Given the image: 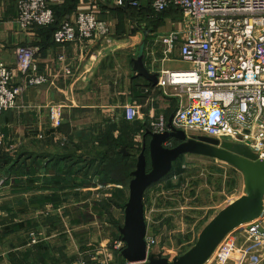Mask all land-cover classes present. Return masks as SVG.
Here are the masks:
<instances>
[{
	"label": "crops",
	"instance_id": "1",
	"mask_svg": "<svg viewBox=\"0 0 264 264\" xmlns=\"http://www.w3.org/2000/svg\"><path fill=\"white\" fill-rule=\"evenodd\" d=\"M19 1L0 0V58L13 67L18 46L34 47L36 74L45 76L47 82L27 88L15 109L0 114V264H98L95 256L102 264H110V245L121 239L113 238L111 232L114 226L119 229L123 224V208L114 207L108 213L110 217L92 220L88 209L93 201L106 200L113 192L126 202L125 184L109 182L106 192L95 190L90 182L94 174H88V167L83 169L78 159H85L86 164L93 161L110 141L131 143L128 152L123 147L121 152L135 159L144 140V134L139 138L142 130L137 129L142 124L148 127L150 118L170 119L176 100L163 96L156 85L139 76L133 60L144 43V65L151 74L187 68L179 60L178 49L164 57V46L158 44L157 52L148 54L155 35L171 32L181 15L169 10L153 16L151 0H136L138 8L129 7L130 0H47L56 24L76 12L94 11L98 20L110 26L109 35L99 41L57 45L50 28H19ZM23 81L18 75L14 85ZM130 103L140 107V117L134 122L121 117ZM51 105L61 106L59 128L49 125ZM167 142L176 144L172 139ZM191 185L190 195L199 190L204 196H196L193 210L196 224L203 226L198 231L189 229L181 237L188 243L196 240L206 223L232 201L217 197L224 195L222 187L212 189L199 178ZM144 213L149 230L146 206ZM97 228L101 232H94ZM33 237L37 239L35 244L31 242ZM241 243L242 239L236 237L232 246ZM160 250L152 253L167 258ZM219 251L216 249L205 264H220L223 260L218 259Z\"/></svg>",
	"mask_w": 264,
	"mask_h": 264
},
{
	"label": "built area",
	"instance_id": "2",
	"mask_svg": "<svg viewBox=\"0 0 264 264\" xmlns=\"http://www.w3.org/2000/svg\"><path fill=\"white\" fill-rule=\"evenodd\" d=\"M49 5L47 0H20L16 14L19 28L32 30L52 26L55 16ZM127 5L140 7L134 0ZM150 5L153 16L169 10L181 15V21L171 32L155 35L148 52L154 55L158 44L164 46L161 52L164 57L178 49L179 60L188 65L185 69L159 70L156 74V87L163 96L176 100L171 127L183 131L187 138L207 137L219 143L242 145L264 162V0H151ZM109 33L110 26L98 20L94 11L76 12L57 27L52 39L57 45H65L99 41ZM35 55L34 47L18 46L13 67L0 58V114L15 109L17 100L27 88L47 82L45 76L36 74ZM64 72L70 74L68 68H64ZM18 75L24 81L14 85ZM139 109L135 103L126 105L122 119L138 120ZM48 116L52 128L61 126V106H49ZM167 124V118L158 116L149 119L148 128L153 133H162L169 130ZM141 134L143 131L140 139ZM163 146L173 147L171 142ZM2 148L0 134V151ZM186 156L193 155H185L184 159ZM195 157L217 166V160ZM186 168L184 160L182 169ZM92 184L98 191L108 188L98 179ZM235 230L242 243L233 247L234 237L228 244L217 247L220 248L218 259L223 260L220 264L263 263L264 198L262 215ZM31 242L35 244L37 239L33 237ZM145 243L147 253L157 245L148 229ZM124 247L122 239L111 243L107 254L110 264H117V256ZM95 260L103 263L97 256Z\"/></svg>",
	"mask_w": 264,
	"mask_h": 264
},
{
	"label": "water",
	"instance_id": "3",
	"mask_svg": "<svg viewBox=\"0 0 264 264\" xmlns=\"http://www.w3.org/2000/svg\"><path fill=\"white\" fill-rule=\"evenodd\" d=\"M133 68L139 76L156 85V75L151 74L144 65V43L133 60ZM170 121L171 117L167 124L169 130L162 133L146 131L143 136V145L128 182L123 224L118 229L125 247L117 256V264H205L231 231L262 215L264 162L239 144L219 143L207 137L187 138L183 131L174 130ZM170 139L176 144L171 148L164 147L163 144ZM185 155L217 160L237 170L242 176L243 194L206 223L195 243L185 253L168 260L161 254L147 253L143 200L145 191L164 180L173 164Z\"/></svg>",
	"mask_w": 264,
	"mask_h": 264
},
{
	"label": "rangeland",
	"instance_id": "4",
	"mask_svg": "<svg viewBox=\"0 0 264 264\" xmlns=\"http://www.w3.org/2000/svg\"><path fill=\"white\" fill-rule=\"evenodd\" d=\"M184 160H186L187 168L184 170L180 181L178 178L173 177L169 179V176H167L162 180V185H158V188H156L157 190L161 189L163 195L160 193L161 191H159L158 193H160V195L155 196V200L146 202L145 204L147 210L146 217L150 225L148 230L149 234L158 242L157 246L151 250V253L159 248L161 250L158 252L167 256L168 260L182 255L195 243L196 240H192L188 243L181 239L183 235L185 236V234H187L186 232L189 231V229L198 231L203 226H201V224H196L195 220L197 214L193 211L197 205L196 196L201 197L203 194L197 190L196 194L190 195L191 188L194 187L191 185V182H193L195 178H199L203 183H208V186L212 189L222 187L224 189V195L217 194V197H225V201H233L243 194L242 176L231 166L220 161H217V166L211 165L208 164L206 160L195 156H186ZM182 181H184L185 184L181 186ZM233 187H235V190H231ZM124 188L128 195V188L126 186ZM154 195L155 191H149V198ZM218 209L219 208H217V210ZM154 221L155 225L152 226V222ZM152 227H155L154 229H157V231H154ZM97 230L101 232L98 228L94 232ZM110 230L113 231L112 229ZM236 232L237 230L231 231L218 247L228 244ZM227 260L231 263V256L229 257L228 255Z\"/></svg>",
	"mask_w": 264,
	"mask_h": 264
},
{
	"label": "trees",
	"instance_id": "5",
	"mask_svg": "<svg viewBox=\"0 0 264 264\" xmlns=\"http://www.w3.org/2000/svg\"><path fill=\"white\" fill-rule=\"evenodd\" d=\"M134 1H136V0H134ZM54 16H55V13H54ZM149 18L150 17H147V20ZM59 25L60 24H56V18H55L54 24L50 27H47V28H50L51 32L53 34V32L57 29V27ZM140 130L143 131V134H145L146 131H150L149 128L146 126V124H142L140 126V128L137 129L138 132ZM104 146H105L104 150H102L100 153L98 151L97 154H95V156L93 157V161H89L86 164L85 159L81 160L79 158L78 160H80V161H78V163L83 164L82 165L83 169L85 168V166L88 167V174L89 173L92 175L94 174L91 177L90 182H93L95 179H98L99 182L103 186H106V184H108L109 182H121V183H124L125 186L127 187V184L131 179V171L135 168L137 157L135 159H131L130 158L131 154H129V155L127 154L125 156L124 155L125 152H121V147L125 148V150L128 152V149H131V143H127L124 145L123 142L110 141V142H106V144H104ZM140 151H141V149L138 150V154L140 153ZM138 154H137V156H138ZM95 161H97V165L94 164ZM183 164H184V156H181L173 164L172 169L168 175L169 179L176 177L180 181V178H181L182 174L184 173V170L182 169ZM92 167H93V169H92ZM81 170H82V168H81ZM147 170H149V166H147ZM79 172H81V171H79ZM161 183H162V181H160L156 185L151 186L145 192L144 198L145 199L147 198V199L143 202L144 208H145L146 202H152L153 200H155V196H158V195H160V193L161 194L163 193V191H161V189H158V190L156 189V188H158L157 187L158 185H162ZM181 183H182L181 186L185 184L184 181H182ZM107 190L100 191V192H106ZM151 190L155 191V195L149 198L148 193ZM159 191H161V192L158 193ZM159 199H161V198H159ZM124 200L125 199H123V197L121 195L120 196L117 195V192H115V193L113 192L111 194L110 198H107L106 200L102 201V199L101 200L99 199V200L93 201L90 208L88 209L90 219L91 220L94 218L100 219L104 215H106V216L108 215V217H110V214H108L109 211L114 207L123 208V205L125 202ZM87 208H88V206H87ZM77 222H78L77 220H73V223L76 224ZM79 223H80V220H79ZM113 228H114V232L113 233L111 232V236H113V238H116V237L121 238V236L118 232V226H114Z\"/></svg>",
	"mask_w": 264,
	"mask_h": 264
}]
</instances>
